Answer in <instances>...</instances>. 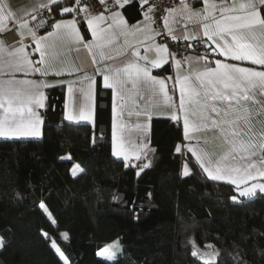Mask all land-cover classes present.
<instances>
[{"label":"snow or ice","instance_id":"6c2138e0","mask_svg":"<svg viewBox=\"0 0 264 264\" xmlns=\"http://www.w3.org/2000/svg\"><path fill=\"white\" fill-rule=\"evenodd\" d=\"M127 4L128 0H40L38 5L30 6L31 10L26 7L18 15L7 0H0V29L9 23L15 24L21 37L20 46L14 50L0 47V137L41 135L43 121L39 110L46 107L45 89L52 86L45 78L50 73L60 77L66 70L81 77L68 82L69 98L78 84L84 99L78 114L66 105V120L91 121V101L100 77L102 87L113 94L111 155L125 167L138 168L137 175L151 167L150 162H145L150 160L151 152L147 133L153 111L162 103L171 113L168 117L171 121L177 124L182 121L174 153L180 157L183 177H189L193 168L198 167L206 179L233 186L234 192L229 198L234 204L242 198L264 194V120L259 121L257 129L247 107L251 102L256 106V114L264 116V0L239 3L234 0L231 4L220 0L219 5L213 0H179L178 7L169 8L166 15L161 13L163 24L159 32L149 27L159 24L160 20L158 10L149 6L150 0H143L146 11L145 7H138L143 12L139 25H130L124 16ZM195 4L203 6L197 8ZM177 14L180 22L187 21L179 31L169 23V16L173 18L172 23H177ZM56 16L60 18L57 20ZM193 21L197 27L189 29L188 22ZM137 32L149 33V42L159 37L164 42L145 49L154 53L152 56L141 55L138 46H133L130 53L121 50L123 66H116V57L106 49L120 37L127 41ZM84 33L91 40H86ZM169 39L175 44L183 40L184 49L170 50ZM26 40L32 45L31 51L26 50ZM201 48L203 56L187 54L192 49L199 53ZM81 49L87 50L90 57L91 74L68 59L70 53L78 54ZM209 54L217 57L214 66ZM173 61L174 76L152 74L153 70H160ZM244 62L260 66L261 70L242 66ZM185 63L190 65L188 71H182ZM193 68L197 70L193 72ZM16 74H23L25 78L17 79ZM36 74L41 79L28 78ZM177 91L178 103L174 101ZM125 113L129 118L135 116L136 121L127 123ZM210 139L218 141L223 150L219 158L204 147ZM58 159L69 164L73 179L85 171L72 154ZM37 207L56 226L53 235L44 232L43 238L58 257L57 264H70L59 246V226L53 213L46 203H39ZM129 211L138 219L142 210L138 211L133 204ZM62 239L68 241L70 237L64 234ZM4 247L5 241L0 237V249ZM202 247L213 248L212 245ZM202 247L190 246L188 254L194 258L193 264H219L223 254L215 249L202 250ZM120 251L117 241L103 246L96 255L111 262L117 260ZM229 259L231 264H243L242 260Z\"/></svg>","mask_w":264,"mask_h":264},{"label":"trees","instance_id":"16d2710c","mask_svg":"<svg viewBox=\"0 0 264 264\" xmlns=\"http://www.w3.org/2000/svg\"><path fill=\"white\" fill-rule=\"evenodd\" d=\"M111 100L100 86L94 125L68 123L64 86L48 87L42 139H0V264H57L43 238L56 226L39 203L53 213L70 264H193L192 244L212 245L202 250L222 253L219 264L230 257L264 264V194L234 204L233 186L206 179L198 167L183 177L174 153L182 126L170 119L152 120L154 157L137 175L111 155ZM69 154L85 169L75 179L58 159ZM62 234L70 239L62 242ZM117 241L116 261L96 255Z\"/></svg>","mask_w":264,"mask_h":264},{"label":"crops","instance_id":"0c3cea01","mask_svg":"<svg viewBox=\"0 0 264 264\" xmlns=\"http://www.w3.org/2000/svg\"><path fill=\"white\" fill-rule=\"evenodd\" d=\"M213 2L217 3L218 5L220 4V0H213ZM233 2H234V0H226L227 4H231ZM235 2L239 3V2H242V0H235ZM7 3L10 5L12 10L19 15V14H21V12L24 8L27 7V8H29V10H31V7H30L31 5H33V4L38 5L40 3V0H7ZM178 4H179V0H174L171 7H178ZM149 6H150V4H149ZM194 6L197 8H201L203 5L202 4H195ZM127 7H129V8L126 10ZM138 7H145L143 4V0H128V4L123 10V14L126 17V19L130 25H139V23H140V20L143 16V12L139 11ZM146 10H147V8L145 7V11ZM167 14H168V11H167ZM57 18L59 19L60 17L57 16ZM172 20H173L172 16H169V23L172 25L174 30H177V31H179L183 28L184 22H187V21L180 22L181 17L179 16V14H177V16H176L177 23H172ZM188 23H189V29H193V28L197 27L196 22H194V21L188 22ZM149 27H155L157 32L160 31L155 25H149ZM80 28L83 31L84 25L81 24ZM84 34H85L86 40H91V37L87 33H84ZM148 35H149V33H146V32H137L133 35H130L128 37L127 41H125L123 37H120L116 42H114V44L112 46H109L106 49V52L108 54L116 57V60H115L116 66H123L122 62L124 61V57L119 55L120 51L123 50V52H125V53H130L133 50V46L139 47V50L141 51V55L152 56L154 53L146 52L145 49L148 47H151L152 44H154V43H163L164 41L162 40V37H159L156 41L149 42L148 41ZM20 39H21L20 33H19V30L15 24L9 23L8 25H6V27L4 29H0V47L4 48L6 51H11V50H14L16 47H19L20 46V43H19ZM25 44L27 46L26 50L31 51V47H32L31 43L26 40ZM189 56L196 57L197 54H190ZM32 58L36 59L37 57L33 56ZM219 58L222 60L224 59L223 57H219ZM68 59H69V61H71L73 63V65L79 64L81 67L86 68L87 72L89 74H91L93 66L90 63V57L87 53V50L81 49L78 54L75 51H73L72 53H70L68 55ZM228 62H232V61H228ZM212 64L214 66V63H212ZM242 66H251V67L257 68V70H261L260 66H252L247 62H244V64ZM189 68H190V65H188L186 63V65H183L182 71H188ZM196 70H197L196 68L192 69L193 72ZM175 73H176V69L174 66V61L171 64L164 65L162 67V69H160V70H153L152 71V74L157 75V76H174ZM3 78L7 79L9 77L5 76ZM16 78L22 79L25 77L23 76V74H16ZM28 78L41 79L38 74H36L35 76L28 77ZM79 78H81L79 76V74H70L69 71H67V70L60 77H57L54 74L50 73L45 78L46 82L48 84L52 85L50 87L64 86V89H65L64 118H65V120H66V114H67L66 105L68 106V109L73 111L74 114H78L79 108L84 103V99H83L82 94L79 91V85L78 84L74 86V94L71 97V99L69 98V94L67 92L68 82L77 80ZM169 83H171V81H169ZM100 86H101V88H103L102 87V78L97 77V83H96V86L94 88L93 99L91 101L93 119L91 121H67L66 120L68 123H86V124L94 125V121L96 118L97 94H98V88ZM46 89H45V95H46ZM106 90H108L110 92V97L112 99L111 100V113H112V122H113V111H112L113 94H112V91L110 89H106ZM174 101L176 103H178V91H177L176 96L174 97ZM247 107H249L250 111L252 112L251 119L253 120L254 125L257 127V129H259V127H260L259 121L264 120V116H258L256 114V106L252 105L251 102H249ZM42 110L43 109H40L39 112H40V115H41V118L43 121L44 119L42 116ZM174 110L175 109H173V111ZM153 115H154L153 119H155V118L170 119L168 117H170L171 113L168 111V108L161 103L154 109ZM136 119L137 118L135 116H133L131 118L127 117V114L125 113V120L127 123H133L136 121ZM152 120L149 122V131L147 133L148 143H149V147L151 149V152L149 153L150 160H152V158L154 157V153H155V149L152 147V144H151V122H152ZM112 122H111V126H112ZM180 124L182 126V121ZM132 135L135 138V133H133ZM42 137H43V123L41 125V135L39 137H20V138H13V139L0 137V139H5V140H40V139H42ZM204 147L215 158H219V156L223 152V150L219 147V142L218 141L213 142V141H211V139H210L209 144L204 145ZM149 161H145V162H149Z\"/></svg>","mask_w":264,"mask_h":264},{"label":"built area","instance_id":"2783aa9c","mask_svg":"<svg viewBox=\"0 0 264 264\" xmlns=\"http://www.w3.org/2000/svg\"><path fill=\"white\" fill-rule=\"evenodd\" d=\"M173 2H174V0H150V6L155 7L158 10L157 15L160 16L159 24L155 25L160 31H162L163 15L167 14L168 9L172 6ZM55 18L58 19L57 16ZM162 40H163V37H162ZM167 43L170 47V50H172L174 52L176 51L177 48L183 50L185 47V42L183 40H181L178 44H175L174 42H172L169 39V41ZM196 47H198V46H196ZM187 54L188 55L199 54V55L203 56L205 53H204V50L201 48V49H199V53H197V51L195 49H192V50H189ZM177 58H179V57H177ZM215 58H217V57H214L211 54H209V61L211 63H214ZM184 65H186V63Z\"/></svg>","mask_w":264,"mask_h":264},{"label":"rangeland","instance_id":"374dc122","mask_svg":"<svg viewBox=\"0 0 264 264\" xmlns=\"http://www.w3.org/2000/svg\"><path fill=\"white\" fill-rule=\"evenodd\" d=\"M63 235H64V234L61 235V241H62V242H66V241H64V240L62 239ZM106 245H107V244H106ZM59 246H60V244H59ZM60 247H61V246H60ZM61 248H62V247H61ZM62 250H63V249H62ZM120 252H121V251H120ZM120 252L117 253V258H118V256L120 255ZM99 258H101V257H99ZM101 259L103 260V258H101ZM104 261H105V260H104ZM106 262L113 263L114 261H111V262H110V261H106Z\"/></svg>","mask_w":264,"mask_h":264}]
</instances>
